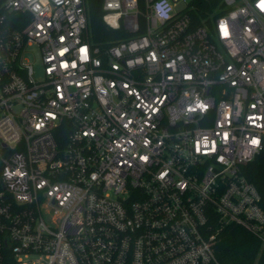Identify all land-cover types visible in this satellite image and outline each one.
I'll list each match as a JSON object with an SVG mask.
<instances>
[{"label": "built area", "instance_id": "obj_1", "mask_svg": "<svg viewBox=\"0 0 264 264\" xmlns=\"http://www.w3.org/2000/svg\"><path fill=\"white\" fill-rule=\"evenodd\" d=\"M182 1L103 0L126 37L99 46L86 0H0V264H220L232 226L264 246L243 174L264 0H210L197 25Z\"/></svg>", "mask_w": 264, "mask_h": 264}, {"label": "trees", "instance_id": "obj_2", "mask_svg": "<svg viewBox=\"0 0 264 264\" xmlns=\"http://www.w3.org/2000/svg\"><path fill=\"white\" fill-rule=\"evenodd\" d=\"M208 1L210 0H191L189 13L194 24H199L210 9L211 4ZM86 2L89 36L94 44L101 46L126 37L122 30H111L105 25L103 0ZM243 174L258 190L261 196L260 205L264 211V153L245 167ZM215 255L220 264H264L262 243L237 226L228 227L223 231L215 245Z\"/></svg>", "mask_w": 264, "mask_h": 264}, {"label": "rangeland", "instance_id": "obj_3", "mask_svg": "<svg viewBox=\"0 0 264 264\" xmlns=\"http://www.w3.org/2000/svg\"><path fill=\"white\" fill-rule=\"evenodd\" d=\"M185 7H186L185 3L182 0H180V2L176 6V9H177V11H181ZM30 51H31L32 54L29 55L28 58L31 61V63H33V65H34L35 77L39 78L42 75L41 74L42 67H41V64H40V58H39V55L36 52V48H33Z\"/></svg>", "mask_w": 264, "mask_h": 264}, {"label": "clouds", "instance_id": "obj_4", "mask_svg": "<svg viewBox=\"0 0 264 264\" xmlns=\"http://www.w3.org/2000/svg\"><path fill=\"white\" fill-rule=\"evenodd\" d=\"M225 35H227V32H225Z\"/></svg>", "mask_w": 264, "mask_h": 264}]
</instances>
